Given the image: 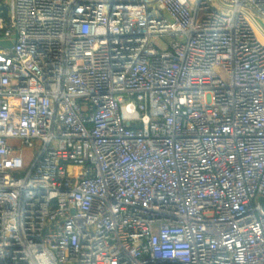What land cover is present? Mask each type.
Masks as SVG:
<instances>
[{"label": "built area", "instance_id": "obj_1", "mask_svg": "<svg viewBox=\"0 0 264 264\" xmlns=\"http://www.w3.org/2000/svg\"><path fill=\"white\" fill-rule=\"evenodd\" d=\"M259 31L264 0L0 1V264H264Z\"/></svg>", "mask_w": 264, "mask_h": 264}, {"label": "rangeland", "instance_id": "obj_2", "mask_svg": "<svg viewBox=\"0 0 264 264\" xmlns=\"http://www.w3.org/2000/svg\"><path fill=\"white\" fill-rule=\"evenodd\" d=\"M214 6L220 10V8L218 7L217 4H215ZM221 10H222V9H221ZM259 35H260V37L264 40V35L262 34L261 31H259ZM177 40H178V39H177L176 37H172V38H171V37H167V38H162V39L159 41V43L162 44L163 42H165V43L171 44L172 42H175V41H177ZM26 154L29 155L28 157H29V160H30V158L33 157V155H36V154H37V149H35V151H33V152H31V151L26 152Z\"/></svg>", "mask_w": 264, "mask_h": 264}, {"label": "water", "instance_id": "obj_3", "mask_svg": "<svg viewBox=\"0 0 264 264\" xmlns=\"http://www.w3.org/2000/svg\"><path fill=\"white\" fill-rule=\"evenodd\" d=\"M14 44H15V36L10 41L0 42V47L11 50ZM259 203L261 205L262 211L264 212V198H260Z\"/></svg>", "mask_w": 264, "mask_h": 264}, {"label": "trees", "instance_id": "obj_4", "mask_svg": "<svg viewBox=\"0 0 264 264\" xmlns=\"http://www.w3.org/2000/svg\"><path fill=\"white\" fill-rule=\"evenodd\" d=\"M1 2L3 1V0H0ZM1 10L4 12V15H5V11H6V9H5V7L3 6V3H2V8H1Z\"/></svg>", "mask_w": 264, "mask_h": 264}]
</instances>
